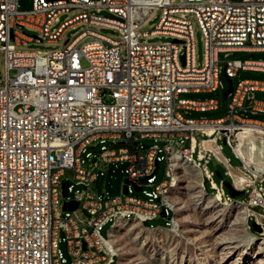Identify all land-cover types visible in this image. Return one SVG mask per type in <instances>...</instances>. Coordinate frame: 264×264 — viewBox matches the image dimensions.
I'll return each instance as SVG.
<instances>
[{"label":"built area","instance_id":"2783aa9c","mask_svg":"<svg viewBox=\"0 0 264 264\" xmlns=\"http://www.w3.org/2000/svg\"><path fill=\"white\" fill-rule=\"evenodd\" d=\"M72 9L79 12L55 26ZM103 10L108 14L101 15ZM154 10H160L155 27L140 31ZM193 18L202 33L200 65ZM81 23L85 29L65 47L19 49L31 41L56 42ZM90 25L112 28L117 37ZM154 35L172 40L146 39ZM87 36L91 39L83 41ZM0 43L5 67L0 84V264H112L101 230L121 211H135L150 221L164 209L166 222L175 227L168 207L159 203L169 179L156 182L158 168L152 175L156 160L158 166L165 160L166 169V145L201 157L209 188L230 196L223 177L216 182L207 166L214 158L233 188L250 190L248 201L264 206L262 169L256 166L255 174L246 168L238 151L247 144L246 130L264 131V119L248 115L264 114V99L257 96L264 93V77L233 82L226 111L217 118L184 114L216 110L218 98L181 96L225 90L221 73L232 81L240 70L264 73V60L231 57L264 51V0H33L29 10H18V0H0ZM144 138L162 144L144 148ZM219 140L235 151L240 169L223 155ZM117 163L124 164L130 182L124 180L119 195L99 194L92 187L95 179ZM230 170L248 184L238 189ZM62 181L69 183L66 196ZM65 200L77 201L76 208L87 216L74 214L76 208L63 210Z\"/></svg>","mask_w":264,"mask_h":264},{"label":"rangeland","instance_id":"374dc122","mask_svg":"<svg viewBox=\"0 0 264 264\" xmlns=\"http://www.w3.org/2000/svg\"><path fill=\"white\" fill-rule=\"evenodd\" d=\"M174 1L178 3L180 0ZM32 4L33 0H18V10H29L32 8ZM78 12V9H72L68 13L61 14L59 16V21L55 23V26H57L60 22H63L66 17H72ZM100 14L106 15L108 13L103 10ZM159 17L160 10H154L145 19L139 30H152L155 27ZM85 27L86 24L84 23L77 24L67 28L61 38L56 42H47L44 39L39 42L31 41L20 45L19 49L22 51H51L54 49H59L65 47L73 39L74 35L84 30ZM192 27L196 62L198 65H200L203 59V40L199 25L194 18L192 19ZM88 28L112 38L117 37V32L109 27L90 25ZM24 31L29 35L41 37L40 33L34 29L25 28ZM90 39L91 37L87 36L83 39V41ZM143 39L144 38L142 37L141 40ZM146 39L153 42L172 40V37L165 35H154L148 36ZM231 57L264 60V51L236 52L231 55ZM82 64L85 65V62L82 61ZM14 74L15 70H10L9 75L12 77ZM261 77H264L263 72L240 70L233 78V82L235 83L238 79L242 78ZM4 78V59L3 53L0 50V84L4 82ZM220 79L223 82L225 88H227V79L223 73L220 74ZM223 91L224 89L210 93L200 92L182 94V97L192 99L215 97L218 98L221 103L219 109L216 110H190L184 115L191 118H217L222 116L225 113L227 103L229 102V98H222ZM257 96L264 99V93H258ZM248 115L258 119H264V114L262 113L255 115L248 113ZM219 142L222 144L223 155L229 159V162L232 166L240 169L241 162L235 157L234 152L222 140H219ZM140 143L144 148H148L155 143L158 145L162 144L161 141L154 140L153 138H144ZM252 149H254V153L250 155L246 161H248V159L253 160L254 163L250 164L252 166V171H254L255 174L256 172L258 173V168L262 169L260 172H264L263 158L259 148L255 147ZM207 166L209 170H212L213 172L218 170L222 174L225 181L229 180V178L224 174V167L214 158L207 164ZM256 166L258 167L257 170ZM124 169V164H109L107 166L105 176H98L95 179L92 185L93 189L99 194H105L108 196L119 195L122 191V184L125 180ZM180 172L183 171L180 169L177 173ZM190 175L183 174V176L178 179L176 177L177 175H175V184L171 190V197L172 201L174 202V206L180 207L177 208V217L179 222L178 229H148L139 226V224H137V222L134 220H125L121 222L124 229L113 236V241L118 250L119 264H224V262L220 261L215 251L213 252L211 248L209 250L203 249L199 244L196 243V240L190 234L189 229L206 226L204 225L206 221L209 223L207 225V230H209V233L214 229H217L219 233H222L224 236L233 238L238 242L240 247L239 250L245 253V260L249 262L254 261L255 256L258 255L257 245L260 244L264 246V223L263 225L259 224L260 231L253 230L251 223L253 220L255 221L256 213L263 212L262 214H264V206L249 205V197H247V195L250 194V190L248 192H244L238 198L227 196L226 194L221 196L220 191L209 188L208 182L205 178L203 180V184L204 189L208 192V194L203 197L196 196L197 189L195 186L194 172L190 171ZM65 176L69 177L70 172H66ZM165 177L168 179V177L165 175V160H162L159 162V166L156 171V182L162 181ZM214 179L216 182H218V177L216 175L214 176ZM140 184L145 185V182H140ZM225 190L228 192L226 188ZM135 193L141 194L140 191ZM242 205H248L250 210L246 211V213L242 212L240 210V206ZM74 214H83L85 217L87 216V213L84 210H81L79 207L75 209ZM166 220V217L160 216L154 220L146 221L144 225L165 226ZM256 222L258 223V221ZM111 224V222H107L102 227V234H106V231L111 227ZM213 238L214 237H211L210 233V237H207L208 241L206 243L211 244ZM60 247L65 251V243H60ZM237 253L238 252H234L230 258L236 256ZM112 264H116V262H113Z\"/></svg>","mask_w":264,"mask_h":264},{"label":"bare ground","instance_id":"6f19581e","mask_svg":"<svg viewBox=\"0 0 264 264\" xmlns=\"http://www.w3.org/2000/svg\"><path fill=\"white\" fill-rule=\"evenodd\" d=\"M246 134L248 135V138H247L248 141H245L247 144L246 146H243V144H240L238 146V151L240 152L241 156L244 157V165L246 166V168L252 171V166L250 163H254L253 160L248 159V161H246V159L254 153V149L252 148H255V147L259 148L260 153L262 154L263 165H264V131L252 128V129L246 130ZM233 152L235 154V151ZM165 156H168L167 163H166V169H165V175L168 177L169 180L165 182V185L163 186L162 190H160L159 203H164L166 207H168L169 220L170 222L175 223V227L172 225V223H167V222L165 223V226H146L144 225L146 220L140 219L139 216H136L135 211H121V213L116 214L115 221H107V222H111L112 224H111V227L107 229L106 234H103V240H105L106 248L109 250V253L113 257V261H115L116 264H119L118 252H117L118 250H117V246L115 245L113 241V236L116 233L124 229L121 223L122 221L134 220L137 222V224H139V226L148 228V229L178 228L179 227V222H178V217H177V214H178L177 208H180V207L174 206V202L172 201V197H171V190H172L173 185L175 184V180H174L175 175H177L176 177L178 179L182 177L183 174L190 175V171H193L194 176H195L194 177L195 186L197 189L196 196L203 197L208 194V192L204 189V184H203L205 173H203L202 171L201 157H193L191 155L186 154L184 149L181 148L179 145H166L165 146ZM218 157L222 162H225L224 159L220 155H218ZM258 165L261 166L260 164ZM180 169L183 172L177 173L178 170ZM230 174H232L235 186L238 189H242L244 185L248 184V179H244V180L240 179L237 173L233 172L232 170H230ZM259 174L261 175V178L264 179V172H260ZM254 202L255 201L249 202V205H258V204H254ZM182 205H185V204H182ZM258 206H261V205H258ZM240 208H241L240 210L244 213L250 210V207L248 205L246 206L242 205L240 206ZM262 213H261L260 220L257 219V215L255 219V222L258 221V224L260 225H263L264 223V214ZM208 224L209 223L206 221L204 223V225L206 226L189 229L190 234L196 240V243L199 244L203 249L209 250L211 248L213 252L215 251L221 262H224V264H264V246L260 244L257 245L258 255H256L255 258L253 257L254 258L253 262L252 261L249 262L245 260V253L239 250L240 247L236 240H234L231 237L224 236L222 233H219L217 229H214L213 230L214 232L213 231L210 232L211 237H214V238L211 244H207L206 243L208 241L207 237H210L209 230H207ZM205 229H206V232H205ZM234 252H238L237 255L236 256L233 255L234 257L230 258V256Z\"/></svg>","mask_w":264,"mask_h":264},{"label":"water","instance_id":"95a60500","mask_svg":"<svg viewBox=\"0 0 264 264\" xmlns=\"http://www.w3.org/2000/svg\"><path fill=\"white\" fill-rule=\"evenodd\" d=\"M174 41H177L176 39H174ZM181 59H182V61L184 62V55H182L181 56ZM224 74V76L226 77V79H227V88L223 91V93H222V98L223 99H226L227 97H228V95H229V93H230V91L232 90V86H233V81H232V79L230 78V77H228L225 73H223ZM223 142H224V140H223ZM158 168V161L156 160L155 161V169H154V171H153V173H152V175L154 174V172L156 171V169ZM215 174H216V176L218 177V178H221L222 176H221V173L218 171V170H216L215 171ZM148 178V176H146L145 178H144V180L145 179H147ZM125 182L126 183H129L130 182V180H125ZM68 185H69V183L67 182V181H62L61 182V193H62V196H66V194H67V187H68ZM133 185H134V188L136 189V190H139V186L138 185H136L135 183H133ZM224 185H225V187H226V189H227V191H228V194L231 196V197H238V196H241L243 193H244V191L243 190H237V189H235V188H233L232 187V185L230 184V182H228V181H225L224 182ZM124 191L126 192V187L124 188ZM77 201H75V200H69V201H64L63 202V204H62V209L63 210H70V211H72V210H74L76 207H77ZM160 216H162V217H164L165 216V210L164 209H162L161 210V212H160ZM252 228H253V230H257V231H260V225L258 224V223H256L254 220L252 221Z\"/></svg>","mask_w":264,"mask_h":264},{"label":"crops","instance_id":"0c3cea01","mask_svg":"<svg viewBox=\"0 0 264 264\" xmlns=\"http://www.w3.org/2000/svg\"><path fill=\"white\" fill-rule=\"evenodd\" d=\"M256 215H257V219L260 220V218H261V213H256Z\"/></svg>","mask_w":264,"mask_h":264},{"label":"trees","instance_id":"16d2710c","mask_svg":"<svg viewBox=\"0 0 264 264\" xmlns=\"http://www.w3.org/2000/svg\"><path fill=\"white\" fill-rule=\"evenodd\" d=\"M220 105H221V103H220V101H219V107H220ZM219 107L217 108V109H219ZM222 175V174H221ZM223 177V176H222ZM228 193V192H227ZM239 197V196H238ZM238 197H236V198H238Z\"/></svg>","mask_w":264,"mask_h":264}]
</instances>
